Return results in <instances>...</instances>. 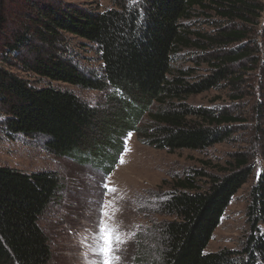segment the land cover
Returning a JSON list of instances; mask_svg holds the SVG:
<instances>
[{
    "label": "trees",
    "instance_id": "1",
    "mask_svg": "<svg viewBox=\"0 0 264 264\" xmlns=\"http://www.w3.org/2000/svg\"><path fill=\"white\" fill-rule=\"evenodd\" d=\"M108 1L112 7L100 11L59 0L28 1L26 27L6 42L0 63V113L7 134L45 135L47 149L56 156L72 155L79 164L97 160L107 171L128 130L170 152L203 150L228 140L240 118L226 108L192 106L188 99L225 81H243L241 69L231 66L242 65L244 72L256 66L255 60L247 62L257 52L247 26L257 23L263 0ZM1 9L0 28L6 24ZM200 16L211 18L214 32L185 23ZM66 34L97 47L100 75L88 76L63 57ZM235 42L242 43L229 48ZM190 48H215L205 54L210 74L191 80L189 71L173 69L174 56ZM15 54L18 64L11 61ZM8 64L51 82L107 92V102L92 106L52 83L36 86ZM231 164L233 170L223 177L197 171L176 182V191L162 204L173 219L150 240L159 244L158 252L150 242L140 243V264H264V168L251 190L253 231L242 250L206 252L226 209L254 171L242 152ZM206 176L208 186H199L196 177ZM63 189L56 172L26 173L0 165V264L51 263L53 251L39 221Z\"/></svg>",
    "mask_w": 264,
    "mask_h": 264
},
{
    "label": "rangeland",
    "instance_id": "2",
    "mask_svg": "<svg viewBox=\"0 0 264 264\" xmlns=\"http://www.w3.org/2000/svg\"><path fill=\"white\" fill-rule=\"evenodd\" d=\"M28 1L0 0L1 14L6 18V24L0 28V63L6 42L12 41L26 27V13L30 11ZM59 1L96 11L112 7L108 0ZM211 14V18L219 19ZM211 18L200 16L185 20V23L193 30L212 33L215 26L208 23ZM247 27L250 32L249 40L257 47V52L247 62L255 60L256 66L245 68V72L242 65L231 66L236 71L241 69L243 81L234 84L225 81L220 88L192 95L188 99L192 106L226 108L229 113L240 118L233 124V134L228 140L209 148L170 152L149 144L136 131L128 130L122 139L124 142L131 133L127 139L130 150L124 156V162L119 163L117 155L114 161L109 162V169H112L107 171L97 160L79 164L72 155L56 156L47 149L49 137L45 135H8L3 128L5 116L0 113V165L26 173L53 171L59 174L64 184V189L49 204L39 221L48 235L53 251L50 264H87V260L95 257L85 247L83 238L94 230L97 203L93 202L102 200L115 202V220L121 230L128 233L125 237L127 243L117 253L121 256V264H140L136 259L138 250L141 249L140 243L150 242L161 233L162 223L173 219V216L164 213L162 204L176 191V182L194 176L197 171L223 177L233 170L231 163L234 155L239 152L250 159L254 171L226 209L206 252L224 248L242 250L253 231L252 218L249 217L251 190L259 172L264 168V11L257 23L255 21ZM241 43H231L229 48ZM62 47L63 57L73 60L85 74L100 75L102 63L94 44L66 34ZM210 50L183 49L174 56L173 69L189 71L191 80L207 76L213 71L205 56ZM11 61L12 64H18V54L12 55ZM7 68L29 79L36 86L52 83L63 90L73 91L92 106L105 105L108 99L107 92L104 91L61 81L51 82L24 72L17 65L8 64ZM152 108L155 110L157 105ZM144 121L148 122L149 119L146 117ZM102 173H110L106 179L117 189L115 192L102 194L100 184L105 178ZM196 180L199 186H208L207 176L196 177ZM260 227L261 232H264V224ZM150 243L151 248L158 252L159 244L155 241Z\"/></svg>",
    "mask_w": 264,
    "mask_h": 264
},
{
    "label": "snow or ice",
    "instance_id": "3",
    "mask_svg": "<svg viewBox=\"0 0 264 264\" xmlns=\"http://www.w3.org/2000/svg\"><path fill=\"white\" fill-rule=\"evenodd\" d=\"M131 133L125 138L122 150L118 153V162H124V156L130 150L127 146V139ZM110 173L104 174L100 187L102 194L115 192L117 189L106 179ZM97 203V217L94 221V230L83 238L85 247L89 252L95 254L93 259L87 260V264H121V256L117 253L122 250V246L127 243L125 237L127 232L121 230L119 224L115 220V202L110 200H102Z\"/></svg>",
    "mask_w": 264,
    "mask_h": 264
}]
</instances>
